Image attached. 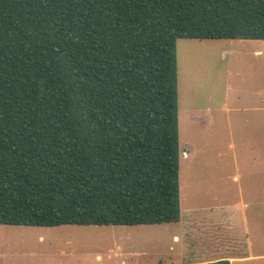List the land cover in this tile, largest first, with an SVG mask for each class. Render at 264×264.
Segmentation results:
<instances>
[{"label": "trees", "instance_id": "1", "mask_svg": "<svg viewBox=\"0 0 264 264\" xmlns=\"http://www.w3.org/2000/svg\"><path fill=\"white\" fill-rule=\"evenodd\" d=\"M178 40L264 41V0H0V225L180 221Z\"/></svg>", "mask_w": 264, "mask_h": 264}, {"label": "rangeland", "instance_id": "2", "mask_svg": "<svg viewBox=\"0 0 264 264\" xmlns=\"http://www.w3.org/2000/svg\"><path fill=\"white\" fill-rule=\"evenodd\" d=\"M177 58L180 221L0 225V264H264V41L178 40Z\"/></svg>", "mask_w": 264, "mask_h": 264}, {"label": "crops", "instance_id": "3", "mask_svg": "<svg viewBox=\"0 0 264 264\" xmlns=\"http://www.w3.org/2000/svg\"><path fill=\"white\" fill-rule=\"evenodd\" d=\"M241 41H253V40H241ZM256 54L260 55V54H262V52L258 51V52H256ZM252 111H254V112H256V111H264V100L262 101V107H258L257 109H254ZM258 122H259V125H258V127L256 129H257V132L260 133L261 137L263 138L264 137V117L258 119ZM173 238L178 239L179 242H180V236L178 237L177 235H174ZM229 259L228 260L230 261V264H231V262L234 260V258H230L229 257Z\"/></svg>", "mask_w": 264, "mask_h": 264}]
</instances>
